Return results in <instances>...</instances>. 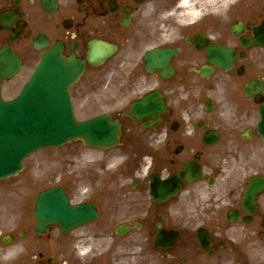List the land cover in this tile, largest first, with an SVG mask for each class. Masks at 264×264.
<instances>
[{
    "label": "flooded vegetation",
    "instance_id": "flooded-vegetation-1",
    "mask_svg": "<svg viewBox=\"0 0 264 264\" xmlns=\"http://www.w3.org/2000/svg\"><path fill=\"white\" fill-rule=\"evenodd\" d=\"M161 1L0 0V50L10 47L21 59L24 74L58 42L63 44L64 56L75 54L81 59H86L92 40L116 44L117 52L103 66L86 65L91 78L106 69L113 88L119 86L122 105L110 113L122 120V137L132 152L122 166L123 176L101 182L104 205H97L102 230L126 223L132 232L142 234V242L152 243L161 225L167 231H179L176 243L183 244L167 255L182 264H258L245 244L264 242V194L255 210H245L243 202L259 118L256 96L246 95L247 83L260 80L257 96L264 97V46L248 40L257 39L258 28L264 24V0H229L190 19L175 36L165 39L162 28L181 27L160 20ZM173 3L178 6V0ZM36 40L42 48L35 47ZM221 45L238 52L229 71L209 60L210 49ZM156 47L178 50L172 55L174 73L169 77L147 70L146 53ZM215 57L222 59L218 54ZM158 91L163 95L164 112H153L139 124L126 115L133 104ZM152 103H158V96ZM213 132L219 137L211 144L205 136L210 139ZM187 164L189 173L200 166L197 182H184L182 192L163 204L150 199L152 174L163 180L173 174L181 176ZM213 186L217 190L211 191ZM113 198L122 201L121 209L116 204L112 207ZM35 201L22 205L33 211ZM0 202L2 232L15 219L8 203ZM22 225H33L31 214L22 217ZM200 229L205 232L201 242L207 250L198 245ZM120 247L129 250L131 245ZM58 250L59 256L52 260L51 243H27L20 256L30 264H63L65 243H59ZM10 252V247L0 243V262ZM154 255L147 257L148 263L158 264V251Z\"/></svg>",
    "mask_w": 264,
    "mask_h": 264
},
{
    "label": "water",
    "instance_id": "water-1",
    "mask_svg": "<svg viewBox=\"0 0 264 264\" xmlns=\"http://www.w3.org/2000/svg\"><path fill=\"white\" fill-rule=\"evenodd\" d=\"M49 59L38 67L18 101L6 105L0 99V177L18 173L23 159L40 147L60 146L76 137L87 145L105 148L117 142L119 124L109 116L84 123L73 118L68 87L80 75L78 62L57 60L53 54ZM17 68L12 57L0 54V79L11 76ZM262 117L264 136V108ZM36 211L39 232L51 223H58L66 232L94 216L91 206L70 208L60 189L45 192Z\"/></svg>",
    "mask_w": 264,
    "mask_h": 264
},
{
    "label": "rangeland",
    "instance_id": "rangeland-1",
    "mask_svg": "<svg viewBox=\"0 0 264 264\" xmlns=\"http://www.w3.org/2000/svg\"><path fill=\"white\" fill-rule=\"evenodd\" d=\"M107 75L100 77L97 83L93 87L83 88L84 79L75 88V102H76V115L80 120H85L96 116L100 112L108 110L109 105V89L107 87ZM47 151H39L31 155L25 161L24 170L17 176L11 179H7L4 184H10L7 186L9 189L7 192L16 191L18 194L22 192H28L29 187H39L56 183H66L71 181L74 185H79L77 181L80 175L92 170L95 166H98L99 161L103 164H117L118 161L124 159L123 156L111 155L108 151L99 156L96 152L92 154L90 150L86 149L81 142H74L73 144L65 145L56 150L48 149ZM119 151L117 153L123 152ZM98 160V161H95ZM77 182V183H76ZM87 197V195L73 193L74 201H79ZM96 227H89L80 231L71 233V235L65 237L60 232L55 231L51 233L50 243H67L66 255L70 257V244L76 243L77 239L83 242H88L90 245H94L95 238L100 234ZM114 232H111V237ZM134 240V236H127L123 238L122 243H131ZM105 244V243H98ZM100 245V246H101ZM57 249V248H56ZM72 249V248H71ZM257 255L259 264H264V243H258ZM71 264H75V259H71ZM27 264V263H25ZM91 264V263H90Z\"/></svg>",
    "mask_w": 264,
    "mask_h": 264
},
{
    "label": "bare ground",
    "instance_id": "bare-ground-1",
    "mask_svg": "<svg viewBox=\"0 0 264 264\" xmlns=\"http://www.w3.org/2000/svg\"><path fill=\"white\" fill-rule=\"evenodd\" d=\"M182 5H183L186 9H189V1H188V0H182Z\"/></svg>",
    "mask_w": 264,
    "mask_h": 264
}]
</instances>
